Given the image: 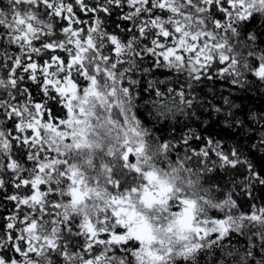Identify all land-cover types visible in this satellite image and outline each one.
<instances>
[{
	"label": "trees",
	"instance_id": "obj_1",
	"mask_svg": "<svg viewBox=\"0 0 264 264\" xmlns=\"http://www.w3.org/2000/svg\"><path fill=\"white\" fill-rule=\"evenodd\" d=\"M252 3L0 0V264H144L120 241L124 215L96 223L112 207L93 203L103 190L124 206L142 179L111 159L98 183L101 153L62 125L81 110L113 123L119 109L91 103L101 91L126 101L165 178L160 210L189 229L160 264H264V0ZM41 125L65 137L49 149Z\"/></svg>",
	"mask_w": 264,
	"mask_h": 264
},
{
	"label": "rangeland",
	"instance_id": "obj_2",
	"mask_svg": "<svg viewBox=\"0 0 264 264\" xmlns=\"http://www.w3.org/2000/svg\"><path fill=\"white\" fill-rule=\"evenodd\" d=\"M252 1V5L259 4V0ZM62 96L63 93L60 94V97ZM81 96V93L77 94L75 100V104H79V106L82 105L80 102L82 100ZM94 97H97L96 101L91 103L99 107V110L103 108L119 109L118 113L115 111L116 118L112 121L113 123H109L108 119H110V117L105 118L106 114H101L100 117H95L91 120L87 114L81 113L83 112L82 110L76 115L73 114L74 112H69V118L62 124L71 128V132L68 133L67 136L70 137L72 144L77 140L74 138L83 136L80 141H84L85 143L81 144L83 142H80V150L87 148L88 151H90V149L95 148L97 152L101 153L102 157L98 160L100 167H96V170H94L91 175L98 183L99 180L101 182L102 179L109 177L102 169L109 171L114 167L110 165L109 160L120 159L124 161L125 156H128V160L133 163V169L137 172L135 176L142 179L139 184H135L136 187L128 191L129 193L121 191L119 198L126 200L124 206H121L119 202L112 204V200L115 197L112 196L111 192L105 193L103 190L99 192L96 191V198L94 197L93 203L97 202L103 207L104 205H111L106 207H112L114 211L111 208V210L106 209L105 212L102 213L103 208H100V217H96L94 221L97 223L99 220H102V217L107 215L112 218H117V223L121 226L120 223H123L122 213L127 220L123 223L126 227L125 232H127V234H124V237H122L120 241L132 238L134 235L132 236L131 233L137 232L138 239L140 240L139 244L144 245L149 243L150 246L148 247L151 248L154 253H157L161 261H164L163 259L171 253L175 256L182 254L184 249L188 248L186 236H182L184 235L182 233H186L185 230L189 229H183V227H178L174 224L175 218L177 219L176 222L178 218H180L175 216L176 214H180L179 208L175 209L174 215H170L168 211L161 212L160 210L164 200L162 196H164L163 186L165 184V178L160 172V167L156 164L157 162L148 154L144 134L137 126L138 124L134 122V118L130 111L127 110L126 101L125 103L120 102L119 92L101 91L94 93ZM66 99L69 100L68 96ZM37 127V125H33V131H36ZM108 127H112L113 130L112 134H107L105 139L104 135ZM41 128L44 131L41 136V141L49 149L51 145L59 144L58 140L60 138L65 137L61 125L55 127L41 125ZM89 135L91 136L90 140H87V136ZM51 151L54 153V150L51 149ZM157 154L160 155V153ZM155 159H158V157ZM61 161H63V158ZM131 162H126L128 167L131 166ZM102 163H104V165H101ZM107 164L108 167L106 168L105 166H107ZM107 185L110 186L109 183H107ZM84 186L85 185H83L82 188ZM96 188H99L98 185ZM187 212L183 220L184 223H189V221L192 222V216H190L189 211ZM193 227L194 225H192V228ZM213 232L216 231L214 230ZM203 238L204 236H202V239Z\"/></svg>",
	"mask_w": 264,
	"mask_h": 264
},
{
	"label": "flooded vegetation",
	"instance_id": "obj_3",
	"mask_svg": "<svg viewBox=\"0 0 264 264\" xmlns=\"http://www.w3.org/2000/svg\"><path fill=\"white\" fill-rule=\"evenodd\" d=\"M65 93V94H64ZM63 93V99H64V102L66 103V104H68L69 102H68V100L66 99V97H67V95H68V93L67 92H64ZM66 96V97H65ZM132 155V154H131ZM125 162V164L127 165V163L126 162H131V161H129L128 160V156L126 157L125 156V160H124ZM132 163V162H131ZM131 166H129L130 168H129V170H130V172L132 171V170H134L133 168H134V165H133V163L132 164H130ZM132 172H134V171H132ZM135 173H137L136 171H135ZM77 193H78V196L79 197H82V193L80 192V191H77ZM131 235L133 236V238L136 240V243H137V245L138 246H140V248H141V251H142V253L140 254V255H137L138 257L137 258H139V259H141V261H142V263L144 262V264H160V257H158V255H157V253H154L152 250H151V248H149L148 246H150V244L149 243H147V244H139V239H138V236H136L137 235V232H134V233H131ZM133 238H130V239H133Z\"/></svg>",
	"mask_w": 264,
	"mask_h": 264
}]
</instances>
